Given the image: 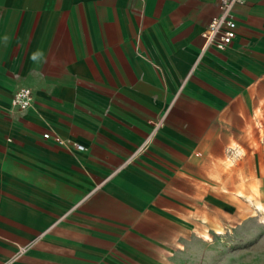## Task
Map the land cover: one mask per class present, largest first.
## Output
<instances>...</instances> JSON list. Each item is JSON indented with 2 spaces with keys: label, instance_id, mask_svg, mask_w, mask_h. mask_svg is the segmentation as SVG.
Masks as SVG:
<instances>
[{
  "label": "crops",
  "instance_id": "obj_1",
  "mask_svg": "<svg viewBox=\"0 0 264 264\" xmlns=\"http://www.w3.org/2000/svg\"><path fill=\"white\" fill-rule=\"evenodd\" d=\"M218 2L0 0V264L190 263L192 166L264 131V0L224 51Z\"/></svg>",
  "mask_w": 264,
  "mask_h": 264
},
{
  "label": "rangeland",
  "instance_id": "obj_2",
  "mask_svg": "<svg viewBox=\"0 0 264 264\" xmlns=\"http://www.w3.org/2000/svg\"><path fill=\"white\" fill-rule=\"evenodd\" d=\"M258 135L249 131L239 139L207 145L204 161L192 166L196 182L205 189L192 185L191 197L184 200V204L191 207L185 213L192 218L189 264H264V222L245 196L236 195L239 189L249 193L244 187L256 180L261 192L257 200L264 204V145L261 141L264 131ZM232 142L246 153L227 167L224 159L232 153ZM214 182L217 186L212 184ZM215 228H222L224 233L216 234ZM174 229L176 235L183 233L180 226ZM203 231H207L212 240H203L199 234Z\"/></svg>",
  "mask_w": 264,
  "mask_h": 264
},
{
  "label": "built area",
  "instance_id": "obj_3",
  "mask_svg": "<svg viewBox=\"0 0 264 264\" xmlns=\"http://www.w3.org/2000/svg\"><path fill=\"white\" fill-rule=\"evenodd\" d=\"M245 0H219L217 13L209 20L200 33L203 48H214L219 51L226 50L236 37L237 23L232 15V7L236 3ZM12 103L19 109H25L33 104V96L30 88L22 85L15 87L12 95ZM44 138L53 137L58 143L63 140L50 132L43 134ZM78 148L81 145L75 144Z\"/></svg>",
  "mask_w": 264,
  "mask_h": 264
},
{
  "label": "bare ground",
  "instance_id": "obj_4",
  "mask_svg": "<svg viewBox=\"0 0 264 264\" xmlns=\"http://www.w3.org/2000/svg\"><path fill=\"white\" fill-rule=\"evenodd\" d=\"M230 145H231L230 150L232 151V153L224 159V163L227 167L232 166L234 164V161L237 159V157H241L246 153L245 149L238 147L236 143H232ZM244 188H247L249 193H245V190L239 189L237 191V196L239 197L245 196L250 201V203L253 204L254 210L259 212L260 221L264 222V204L260 203L258 201L259 199L257 200L258 196L261 195L258 182L256 180H251L248 182L247 187ZM215 232L217 234H223L224 230L222 228H215ZM199 234L205 240H212L211 236L208 234L207 231L199 232Z\"/></svg>",
  "mask_w": 264,
  "mask_h": 264
}]
</instances>
